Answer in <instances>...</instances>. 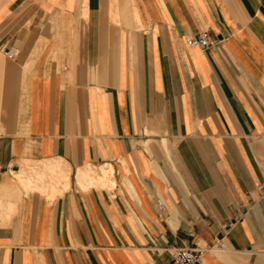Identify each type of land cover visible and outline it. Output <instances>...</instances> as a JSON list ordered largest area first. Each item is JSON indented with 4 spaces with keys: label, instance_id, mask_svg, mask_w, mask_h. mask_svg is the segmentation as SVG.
<instances>
[{
    "label": "crops",
    "instance_id": "crops-1",
    "mask_svg": "<svg viewBox=\"0 0 264 264\" xmlns=\"http://www.w3.org/2000/svg\"><path fill=\"white\" fill-rule=\"evenodd\" d=\"M262 144L264 0H0V264H264Z\"/></svg>",
    "mask_w": 264,
    "mask_h": 264
},
{
    "label": "built area",
    "instance_id": "built-area-1",
    "mask_svg": "<svg viewBox=\"0 0 264 264\" xmlns=\"http://www.w3.org/2000/svg\"><path fill=\"white\" fill-rule=\"evenodd\" d=\"M186 42L190 46H199L203 49L208 48L211 44L209 32L206 30L186 38ZM6 54L11 58L14 55V50L6 51ZM156 203L159 210L164 209V203L160 198L156 199ZM202 256V250L191 247H178L172 254L171 264H203Z\"/></svg>",
    "mask_w": 264,
    "mask_h": 264
},
{
    "label": "rangeland",
    "instance_id": "rangeland-1",
    "mask_svg": "<svg viewBox=\"0 0 264 264\" xmlns=\"http://www.w3.org/2000/svg\"><path fill=\"white\" fill-rule=\"evenodd\" d=\"M260 152H261V156H260V165H261V168L263 169L264 171V144H262L260 146ZM261 185V188L260 189H263L264 190V179H263V182L260 183ZM260 187V186H259Z\"/></svg>",
    "mask_w": 264,
    "mask_h": 264
},
{
    "label": "bare ground",
    "instance_id": "bare-ground-1",
    "mask_svg": "<svg viewBox=\"0 0 264 264\" xmlns=\"http://www.w3.org/2000/svg\"><path fill=\"white\" fill-rule=\"evenodd\" d=\"M97 91H99L98 89H97ZM97 93V92H96ZM25 172V171H24ZM26 174V173H25ZM27 178V177H26ZM18 179H20V178H18ZM24 181V180H23ZM23 183V182H22Z\"/></svg>",
    "mask_w": 264,
    "mask_h": 264
}]
</instances>
